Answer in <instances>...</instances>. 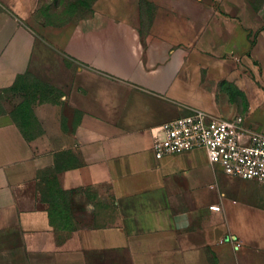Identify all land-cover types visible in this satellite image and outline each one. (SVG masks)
Instances as JSON below:
<instances>
[{"label":"crops","instance_id":"0c3cea01","mask_svg":"<svg viewBox=\"0 0 264 264\" xmlns=\"http://www.w3.org/2000/svg\"><path fill=\"white\" fill-rule=\"evenodd\" d=\"M35 5L0 0V264H264L263 188L153 150L163 123L222 115L229 80L263 96L227 57L264 81V8L199 3L148 31L108 9L37 28ZM262 107L248 125L264 132Z\"/></svg>","mask_w":264,"mask_h":264},{"label":"rangeland","instance_id":"374dc122","mask_svg":"<svg viewBox=\"0 0 264 264\" xmlns=\"http://www.w3.org/2000/svg\"><path fill=\"white\" fill-rule=\"evenodd\" d=\"M199 3L204 5V12L209 10H223L227 11L229 15H234L238 10H259L264 8V0H36L35 12L26 22L29 26H35L37 28L44 26L58 27L87 18L98 9H108L116 13H129L139 10L143 18V24L149 31L155 24V20L159 15L164 14L165 16H170V14L166 13L167 11H172L173 9H192L195 7V4L198 7ZM3 21H5V19L0 18V24H2ZM227 58L230 65L229 69L233 70V74H235L236 69H240L245 76V84L259 89L263 96L247 97L246 93L241 96L239 92L235 90L237 89L235 81L229 80L227 83L228 90L226 96L218 98L223 114L220 115L217 113L212 115L203 109L201 110L217 118L232 120L234 117L240 115L246 119L247 123H257L259 117L263 114V107H259L264 104V81L252 82L251 80L254 79L253 76H255V74L261 71L259 69L260 62L258 59L251 60L249 56L235 58V55L232 56L228 54ZM259 100V106L253 107L252 102H258ZM201 102L209 105L212 100L204 98ZM210 106L215 108L212 103ZM28 115L30 114H26L25 116ZM196 151H198L201 156L206 155L207 157L205 149H196ZM220 168L222 169V167ZM227 177L231 178L229 176ZM231 179L257 183L256 181H246L236 178ZM257 184L260 188H263L262 192H264V186L259 183Z\"/></svg>","mask_w":264,"mask_h":264},{"label":"built area","instance_id":"2783aa9c","mask_svg":"<svg viewBox=\"0 0 264 264\" xmlns=\"http://www.w3.org/2000/svg\"><path fill=\"white\" fill-rule=\"evenodd\" d=\"M154 131L157 159L205 149L209 163L222 167L227 176L264 186V132L249 126L244 117L227 120L195 110Z\"/></svg>","mask_w":264,"mask_h":264}]
</instances>
